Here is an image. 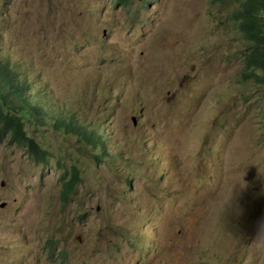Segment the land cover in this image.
Wrapping results in <instances>:
<instances>
[{"label":"rangeland","instance_id":"rangeland-1","mask_svg":"<svg viewBox=\"0 0 264 264\" xmlns=\"http://www.w3.org/2000/svg\"><path fill=\"white\" fill-rule=\"evenodd\" d=\"M221 1L0 0L51 153L0 140V264H264V85Z\"/></svg>","mask_w":264,"mask_h":264},{"label":"trees","instance_id":"trees-1","mask_svg":"<svg viewBox=\"0 0 264 264\" xmlns=\"http://www.w3.org/2000/svg\"><path fill=\"white\" fill-rule=\"evenodd\" d=\"M223 3L221 0H216ZM238 4L229 17V22L244 41L242 52V74L245 82L264 85V0H236ZM226 18V19H227ZM27 85L21 81L19 74L13 71L8 63L0 60V140L8 136L9 144L25 148L26 153L36 163L46 162L51 153L42 149L35 140L28 137L24 121L32 116L39 120L40 110L33 106L26 95ZM32 115V116H31ZM73 124V123H71ZM58 126H62L59 124ZM66 134H72L85 145L93 147L99 144L92 132L80 129V126L69 127L63 124ZM70 179L62 184V200L70 199V194L79 181V170L71 168ZM52 250L57 243L48 241ZM61 260L67 257L66 252L58 254Z\"/></svg>","mask_w":264,"mask_h":264},{"label":"clouds","instance_id":"clouds-1","mask_svg":"<svg viewBox=\"0 0 264 264\" xmlns=\"http://www.w3.org/2000/svg\"><path fill=\"white\" fill-rule=\"evenodd\" d=\"M123 2H125V0H122ZM104 35H105V33H103ZM132 118H134V117H132ZM132 118H131V121H132ZM135 119V118H134ZM132 124H133V126H136V119H135V122H133L132 121ZM61 260V259H60ZM66 260V259H65ZM65 260H62V261H65Z\"/></svg>","mask_w":264,"mask_h":264},{"label":"water","instance_id":"water-1","mask_svg":"<svg viewBox=\"0 0 264 264\" xmlns=\"http://www.w3.org/2000/svg\"><path fill=\"white\" fill-rule=\"evenodd\" d=\"M132 121L135 122V119L132 118ZM1 186H4V183H1ZM3 207H5V203H3V204L1 205V208H3Z\"/></svg>","mask_w":264,"mask_h":264},{"label":"bare ground","instance_id":"bare-ground-1","mask_svg":"<svg viewBox=\"0 0 264 264\" xmlns=\"http://www.w3.org/2000/svg\"><path fill=\"white\" fill-rule=\"evenodd\" d=\"M61 24V23H60ZM60 26V25H59Z\"/></svg>","mask_w":264,"mask_h":264}]
</instances>
